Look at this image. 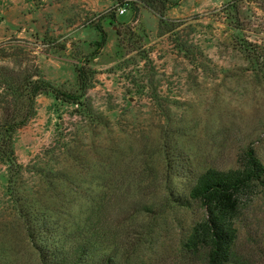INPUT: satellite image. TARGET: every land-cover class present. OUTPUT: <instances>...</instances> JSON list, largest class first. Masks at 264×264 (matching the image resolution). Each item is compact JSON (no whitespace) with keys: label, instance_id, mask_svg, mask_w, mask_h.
<instances>
[{"label":"rangeland","instance_id":"rangeland-1","mask_svg":"<svg viewBox=\"0 0 264 264\" xmlns=\"http://www.w3.org/2000/svg\"><path fill=\"white\" fill-rule=\"evenodd\" d=\"M1 11L15 26L0 39V120L25 111L12 85L33 64L63 91L81 94L82 66L89 81L77 105L36 98L12 141L19 190L70 237L133 246L127 264H184L204 211L169 192L188 199L194 177L238 168L248 146L264 165V0H0ZM3 149L0 136V264H38ZM236 227L249 264H264L263 189Z\"/></svg>","mask_w":264,"mask_h":264},{"label":"trees","instance_id":"trees-1","mask_svg":"<svg viewBox=\"0 0 264 264\" xmlns=\"http://www.w3.org/2000/svg\"><path fill=\"white\" fill-rule=\"evenodd\" d=\"M99 31L102 39L97 44V51L106 43L105 32L101 27ZM28 69L30 71H26L20 81L12 85L13 94L26 105L25 111H9L0 120L2 147L11 170H15L9 178L8 189L14 202L16 222L33 246L38 264H127L135 252L133 246L122 249L123 245L118 242L116 247L106 250L102 244L105 239H101L96 232L90 235L80 232L70 237L61 231V226L52 214L37 209L32 200L19 190L14 175L19 174L22 166L15 160L12 141L15 132L34 116L36 98L42 94L52 95L56 100L77 105L89 84L83 66L76 70L81 94L55 87L44 78L35 64ZM49 175L54 174L50 172ZM57 176L60 177L59 174ZM258 188L264 190V165L255 149L248 146L238 168L227 171L208 169L194 177V183L188 190V199L183 200L175 191L169 192V199L173 203L187 206L189 201L194 202L204 211L202 220L194 224L184 243V264L250 263L239 248L236 223L243 200ZM155 207L156 202L153 201L143 206L139 213L154 214Z\"/></svg>","mask_w":264,"mask_h":264},{"label":"crops","instance_id":"crops-1","mask_svg":"<svg viewBox=\"0 0 264 264\" xmlns=\"http://www.w3.org/2000/svg\"><path fill=\"white\" fill-rule=\"evenodd\" d=\"M2 13L3 11L0 12V39L7 38L10 33L11 27L15 26V23L9 22V18L7 16H4V14ZM59 75L60 72H58L57 77H59Z\"/></svg>","mask_w":264,"mask_h":264},{"label":"built area","instance_id":"built-area-1","mask_svg":"<svg viewBox=\"0 0 264 264\" xmlns=\"http://www.w3.org/2000/svg\"><path fill=\"white\" fill-rule=\"evenodd\" d=\"M117 11H118V13H119V14H121V15H122V14H124V13H125L126 9H125V7H124V6H119Z\"/></svg>","mask_w":264,"mask_h":264}]
</instances>
